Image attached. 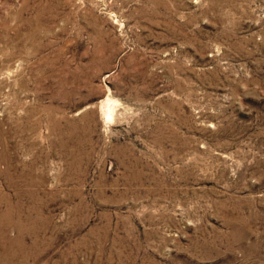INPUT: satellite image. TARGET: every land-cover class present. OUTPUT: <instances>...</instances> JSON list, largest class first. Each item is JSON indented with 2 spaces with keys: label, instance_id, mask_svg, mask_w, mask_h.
Listing matches in <instances>:
<instances>
[{
  "label": "rangeland",
  "instance_id": "obj_1",
  "mask_svg": "<svg viewBox=\"0 0 264 264\" xmlns=\"http://www.w3.org/2000/svg\"><path fill=\"white\" fill-rule=\"evenodd\" d=\"M0 264H264V0H0Z\"/></svg>",
  "mask_w": 264,
  "mask_h": 264
}]
</instances>
